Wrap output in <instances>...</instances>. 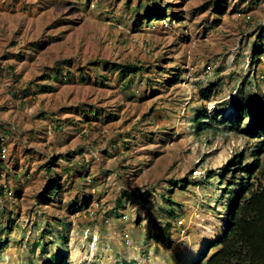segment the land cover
I'll return each instance as SVG.
<instances>
[{
	"label": "rangeland",
	"instance_id": "1",
	"mask_svg": "<svg viewBox=\"0 0 264 264\" xmlns=\"http://www.w3.org/2000/svg\"><path fill=\"white\" fill-rule=\"evenodd\" d=\"M218 1L0 0V264H53L62 252L67 264H196L216 241L225 214L216 182L234 156L257 151L253 177L264 183V135L243 132L256 113L239 130L194 129L197 113L233 121L237 105L255 110L264 98V52L250 63L264 0H225L220 14ZM155 6L165 17L148 21ZM102 62L146 70L124 93ZM54 69L71 81L48 80ZM45 84L54 89L39 91ZM209 85L213 97L202 100ZM93 109L99 118L87 123ZM57 120L65 132L53 133ZM62 167L72 185L58 178ZM208 171L218 177L206 186ZM50 178L62 196L45 204L37 196ZM8 217L15 225L3 230Z\"/></svg>",
	"mask_w": 264,
	"mask_h": 264
},
{
	"label": "trees",
	"instance_id": "2",
	"mask_svg": "<svg viewBox=\"0 0 264 264\" xmlns=\"http://www.w3.org/2000/svg\"><path fill=\"white\" fill-rule=\"evenodd\" d=\"M225 4V0H219L215 3L214 12L220 14L223 10V6H218V4ZM146 7V6H145ZM168 7V5H166ZM169 9V7L167 8ZM158 11L161 13V16L156 18ZM163 11L159 7H154L152 11L145 16V19L148 21H155V20H163L164 18ZM264 35L258 37V43L254 45L252 49V55L250 56V63H254L258 60V56L264 52ZM64 64H70L68 61H64ZM101 68H105L106 73H113L114 71L117 73V77L120 82L121 91L124 93L132 92L133 83L135 79L139 80L142 78L143 72H145L146 68L143 65H136V64H114V63H101ZM112 75V74H110ZM72 73L69 70H65L63 73V69H54L51 71L48 80H53L56 82L60 81H71ZM108 77V76H107ZM105 75L99 76V82L106 80L107 78ZM147 80V79H146ZM78 81L81 84L86 83V76L83 74L78 75ZM137 82V81H136ZM38 90L43 93L51 92L54 87L50 84L39 85L37 86ZM215 90V86L209 85L205 89H201L199 91V96L202 100H210L213 97V91ZM132 96L131 93H128ZM260 105H257L254 109H250L249 107L244 108L242 104L237 105L235 108L236 117L235 120L231 121L228 118H224L223 121H218L217 116H213L211 124L209 122H204V119H207L206 115L202 116V113H197L194 116V129L197 134L205 133L212 130V124H224L229 123L231 124L230 130L238 129L242 126L241 123L242 119H247L254 115L258 119L257 121L253 122V125L250 128L243 130V132L247 135L253 134H260L264 135V98L259 97L257 100ZM86 114V111H81ZM201 112V111H200ZM96 110H92L88 112V118H86V122L90 123L89 117H94L96 120L99 118L95 117ZM85 116V115H84ZM54 125H51V129L53 133H63L65 132L63 129V122L54 121ZM252 130H254L252 132ZM255 132V133H254ZM6 133V132H5ZM257 151L252 150L250 151L249 155H242L238 154L235 155L233 160L230 161V165L222 171L221 177L217 178L216 184L218 185L217 190L222 192L220 197V201L223 204L224 209V216H223V223L220 225L219 228V235L216 238V241L206 243L203 250V254L200 256V260H202L203 264H264V183L257 182L256 178H254L255 171L260 167L259 159L257 158ZM65 157V156H64ZM53 160V161H52ZM251 160L252 164L242 165L241 161ZM51 161L54 162V159L51 158ZM70 161V160H66ZM52 162H49L44 166L45 175L51 176L52 169L50 168ZM1 163V162H0ZM51 163V164H50ZM2 164V163H1ZM0 164V177H3L2 174L3 167ZM76 166V165H75ZM231 167V168H230ZM81 169V166L77 167ZM230 168V169H228ZM71 169L67 167H62L60 169V177L58 178H68L66 179L70 185H72L71 178L72 172ZM76 170V169H74ZM237 170V171H234ZM74 173H80L78 170L74 171ZM222 174L225 176L222 178ZM230 175L232 176V180L229 181L226 177ZM7 176V173H6ZM237 176V177H236ZM241 176V178H240ZM218 177L217 172L208 171L205 177V185L208 184L212 185V181ZM49 179V184L45 190V192L40 196H37V200H43L45 204L50 203L51 201L57 199L60 195L59 190V180L60 179ZM238 180L239 182H236ZM65 190V189H64ZM69 191V190H68ZM163 199H166L164 195H160ZM168 199V198H167ZM86 202V200H83ZM170 204H173L172 200L168 199ZM84 205V203L82 204ZM74 212L81 211V206H77L76 204L71 205ZM121 207V201L118 200L116 202V209ZM4 211V210H3ZM116 210L112 211L115 213ZM171 214L174 213L171 211ZM11 221L8 217L6 221L7 227L3 230L11 229L14 227L15 224ZM67 223H63V226L66 227ZM42 237L45 235L48 230H42ZM165 229H160V234L162 237H158L160 242L165 241L167 239V235L165 233ZM164 234V235H163ZM44 239L41 240V242ZM65 241V239H64ZM41 242L34 243L33 248L42 247L44 249V245ZM63 253V254H62ZM57 254L54 256L52 260H54L53 264H67V256L64 252ZM198 260V262H200ZM198 262L196 264H198ZM125 264V263H123Z\"/></svg>",
	"mask_w": 264,
	"mask_h": 264
},
{
	"label": "crops",
	"instance_id": "3",
	"mask_svg": "<svg viewBox=\"0 0 264 264\" xmlns=\"http://www.w3.org/2000/svg\"><path fill=\"white\" fill-rule=\"evenodd\" d=\"M7 141L0 137V162L3 163V160L7 158V148L8 146L6 145ZM3 159H2V158Z\"/></svg>",
	"mask_w": 264,
	"mask_h": 264
}]
</instances>
